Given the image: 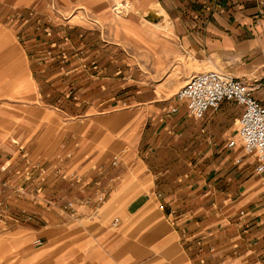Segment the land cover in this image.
Here are the masks:
<instances>
[{"label": "crops", "instance_id": "obj_1", "mask_svg": "<svg viewBox=\"0 0 264 264\" xmlns=\"http://www.w3.org/2000/svg\"><path fill=\"white\" fill-rule=\"evenodd\" d=\"M207 70L264 107V0H0V179L34 163L62 174L46 176L56 203L35 222L62 232L53 264H264V181L236 139L242 107L195 119L176 99ZM44 231L13 226L0 255L30 262Z\"/></svg>", "mask_w": 264, "mask_h": 264}, {"label": "built area", "instance_id": "obj_2", "mask_svg": "<svg viewBox=\"0 0 264 264\" xmlns=\"http://www.w3.org/2000/svg\"><path fill=\"white\" fill-rule=\"evenodd\" d=\"M214 6L219 11L222 10L221 4H214ZM114 11L118 15H127L130 12V5L125 2L119 3L114 7ZM31 15V12L28 13L26 19ZM26 19L25 21H27ZM59 55L65 57L63 52H60ZM176 99L185 105L187 114L195 119H202L208 110H217L218 106L223 101H233L240 105L242 107V112L236 122V139L246 155H253L256 157L258 161L256 171L262 174V179L264 181V107L253 98L252 88L242 80L233 78L218 70H207L192 76L188 82L177 91ZM176 111L177 109L175 108L172 110V112ZM235 143V140H230L227 146L231 148ZM30 165L26 164L25 168L20 171L17 170L14 173L24 184L30 181L33 174L31 168L34 166ZM117 165L118 156L115 155L111 158L110 167L115 168ZM36 167H38L37 175L39 180L34 191L40 193L42 190L40 183L45 180L44 173L46 170H44L41 165H36ZM53 170L57 177L62 175L58 169L53 168ZM118 178L119 174H116L114 178L109 180V183H112ZM0 183L1 187L10 188V184H7L4 179H0ZM10 189L15 197L25 198L27 188L12 187ZM105 192L106 191L102 189H97L94 193V206H97L104 200ZM89 201V199L86 200V203ZM3 203V200H0V206H2ZM61 209L68 215L74 213L73 205L69 202H65ZM117 223L118 219H114L113 226H116ZM40 243V240L36 241L37 245H40Z\"/></svg>", "mask_w": 264, "mask_h": 264}, {"label": "rangeland", "instance_id": "obj_3", "mask_svg": "<svg viewBox=\"0 0 264 264\" xmlns=\"http://www.w3.org/2000/svg\"><path fill=\"white\" fill-rule=\"evenodd\" d=\"M122 152V150H118L114 152V155H119ZM53 164L54 162H50L48 164L42 165L43 169L46 170L44 173V177L46 179V176L48 177L49 172H52L53 170ZM36 165H40L37 163L32 164L31 166H34L31 168L32 176L30 181L27 184H24L23 181L19 180L18 178H14L13 180L15 184H10V188L12 187H23L26 189V196L25 198H17L15 197L11 189L4 188L3 189L8 190V194L5 192H0V200H3V205L0 206V237L5 238L11 231V228L13 226L18 225H26L28 227H32L36 230L43 229L46 234L45 237H42L41 235H38L35 237L32 242L30 243V262L26 261L28 258L20 255H0V264H53L54 260V250L55 248L60 245V240H58L60 237L59 234L62 232L58 230L55 226H52V223H47L48 226L39 225L36 222V218L39 217L37 213L38 206L45 205L49 208L55 207L54 204L56 203L53 199L55 192L53 189H50L47 187V190H51L49 193V197L46 199L45 195L48 194V191L44 192V181L40 183V186L42 188L40 193H36L34 191L36 184H38L39 177L37 175L38 173V167ZM56 169V168H54ZM54 171V170H53ZM98 177V176H97ZM95 180V179H93ZM100 182V181H99ZM95 186H97V183H95ZM99 187V186H98ZM3 210H2V209ZM43 227V228H41ZM69 223L67 224V229L63 232L65 234L64 239H66V242L69 243L70 241V231H69ZM59 233V234H58ZM59 235V236H58ZM42 239H38V238ZM40 240V245L36 244V241ZM1 247H5L6 243L2 241L0 243ZM46 250V251H45ZM46 256H42L45 255ZM41 256V257H40Z\"/></svg>", "mask_w": 264, "mask_h": 264}]
</instances>
